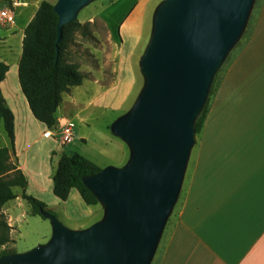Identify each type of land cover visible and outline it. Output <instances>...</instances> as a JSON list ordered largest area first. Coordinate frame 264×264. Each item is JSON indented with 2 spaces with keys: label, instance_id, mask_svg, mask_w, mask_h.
<instances>
[{
  "label": "crops",
  "instance_id": "0c3cea01",
  "mask_svg": "<svg viewBox=\"0 0 264 264\" xmlns=\"http://www.w3.org/2000/svg\"><path fill=\"white\" fill-rule=\"evenodd\" d=\"M146 3L138 0L119 24V44L108 56L107 76L102 70H91L80 86L63 93L55 111L56 123L50 129L33 117L19 87L17 71L23 34L19 49L14 47L15 51L10 54L15 65L11 67L7 61L0 60L9 67L0 88L14 114L13 170L23 183L19 191L12 192L16 197L2 207L11 228V241L1 249L27 251L49 234L36 235L33 243L22 241L20 227L27 205L32 215L30 205L21 197L23 192L42 201L60 220L71 221V229H83L101 219L100 204L87 205L75 188L65 201L57 198L52 191V175L62 153L87 156L83 147L76 149L74 142L79 139L87 144L89 133H81L78 127L88 124L92 118H105L106 111L120 110L135 96ZM10 73L11 78L15 75V81H8ZM14 98L19 102L18 107L11 104ZM67 121L74 123L69 151L58 136L60 127ZM107 122L104 128L108 131L112 122ZM30 126L37 128L44 139L38 154H28L29 148L34 147L29 140ZM45 132L54 136L47 138ZM197 135L196 153L190 157L183 199L157 264H264V0L247 41L209 101ZM118 141L121 144L115 143L122 157L105 167H120L127 161V146ZM17 208L22 211L15 214ZM16 240L23 243L17 245Z\"/></svg>",
  "mask_w": 264,
  "mask_h": 264
},
{
  "label": "water",
  "instance_id": "95a60500",
  "mask_svg": "<svg viewBox=\"0 0 264 264\" xmlns=\"http://www.w3.org/2000/svg\"><path fill=\"white\" fill-rule=\"evenodd\" d=\"M92 1L55 2L56 42L62 27ZM253 1L163 0L157 6L138 61L143 86L110 125L129 158L82 178L103 210L101 219L74 230L42 211L51 225L48 242L2 255L0 264H150L181 189L195 122Z\"/></svg>",
  "mask_w": 264,
  "mask_h": 264
},
{
  "label": "rangeland",
  "instance_id": "374dc122",
  "mask_svg": "<svg viewBox=\"0 0 264 264\" xmlns=\"http://www.w3.org/2000/svg\"><path fill=\"white\" fill-rule=\"evenodd\" d=\"M13 1V0H10ZM18 6L12 8L14 13V23L5 24L0 22V60L3 59L10 63L11 67L15 65L14 56H10L11 52L19 49V43L21 42L22 34L24 36V29L27 23L33 17L36 8L42 1H48L55 4L57 0H15ZM163 0H146V7H144V37L139 45V54L137 58V76H138V87L135 96L130 99L120 110L117 111H106L105 118L94 119L92 118L88 124L81 125L78 129H81V133H89L90 140L85 144L84 141L77 139L74 143L77 147H83V153L86 157L92 159L95 163L104 166L108 165V162L115 161L122 157L121 151L117 146L120 141L116 139L111 129L105 130L104 123L111 121L113 122L119 116L125 114L135 102L142 86L143 77L140 73L138 61L143 54L151 35L152 20L155 9ZM138 0H93L88 5L83 7L76 15V21L84 26L83 31H78L74 34L72 42L69 46V59L79 65V69L84 72L86 77H89L91 70H102L103 75L109 73L106 69V63L108 56L113 52V49L119 44L118 37V26L121 21L127 16ZM262 0H254L250 12L248 14L245 27L237 40V42L229 50L227 56L219 67L215 75V81L213 84L212 92L208 94V100L212 99L215 89L218 87L223 74L230 65L233 58L237 55L239 50L247 41L254 23L257 19L258 11L260 9ZM8 6L7 3L0 0V10L5 9ZM23 39V38H22ZM15 47V49H14ZM12 63V64H11ZM18 74V73H17ZM11 73L9 74V76ZM15 76V75H14ZM12 75L9 77V82L15 81ZM18 78V75H17ZM212 86V84H211ZM211 90V87H210ZM210 92V91H209ZM14 107L19 106V102L14 98V102L11 103ZM91 111V110H90ZM89 111V112H90ZM98 114V113H96ZM96 116V115H95ZM77 124L76 121H74ZM107 122V123H108ZM29 140L30 144L33 145L29 148L28 154H38V148L44 144V139L40 135V131L33 127H29ZM90 128V129H89ZM7 136V135H6ZM5 136L2 124L0 122V190L7 192L19 191L23 183L20 181L21 178L15 174L13 168L15 167L13 147ZM198 135L196 134L195 143L191 149L189 160L184 173L181 189L176 200V203L163 227L160 238L158 240L155 252L150 261V264H157L162 248H164L165 240L168 236L173 222L177 217L179 206L183 199L185 182L187 180V171L189 169L190 157L196 153ZM111 140V141H110ZM120 140V139H119ZM28 143V140H25ZM73 142V141H72ZM71 142V143H72ZM122 142V141H121ZM69 143V144H71ZM123 143V142H122ZM67 145V151H69L71 145ZM124 144V143H123ZM69 145V146H68ZM125 146V144H124ZM126 148V147H125ZM80 149V148H78ZM82 151V150H81ZM88 153V154H86ZM127 159L129 158L130 152L127 147ZM192 158V157H191ZM113 166V165H112ZM108 167V166H107ZM105 168V166H104ZM28 205L25 208V216L22 219L20 232L23 233L24 244L33 243L37 239L36 235H40L43 232L49 233L46 238H40L37 244H45L50 239L51 225L46 218L39 215H30L28 211ZM99 208V207H98ZM101 210V207H100ZM21 209L17 208L14 213L17 214ZM1 214L6 222H9L6 214ZM58 218V216H56ZM58 220L67 228L71 229L72 222L68 220ZM10 234V232H9ZM17 245H21V240H16ZM35 247V246H34ZM3 250L8 249H1ZM33 248V247H32ZM30 248V249H32ZM29 249V250H30Z\"/></svg>",
  "mask_w": 264,
  "mask_h": 264
},
{
  "label": "trees",
  "instance_id": "16d2710c",
  "mask_svg": "<svg viewBox=\"0 0 264 264\" xmlns=\"http://www.w3.org/2000/svg\"><path fill=\"white\" fill-rule=\"evenodd\" d=\"M2 1L8 5L10 3V0ZM53 5L48 1H42L32 19L27 23L17 71L21 93L25 97L33 117L45 124L48 129L56 123L55 111L62 100V94L68 93L73 87L80 86L85 78V74L79 70V65L70 61L68 51L74 34L83 31L84 26L77 21L65 24L62 27L60 40L56 42L58 16L53 11ZM56 57L57 60H55ZM8 68L7 64L0 62V83L4 80ZM209 101L207 99L195 122L196 134L201 131L209 108ZM14 121V114L7 105L0 88V122L13 149ZM100 170L101 168L95 163L77 152L62 153L52 175L53 194L61 201H65L71 189L75 188L87 205L98 204L95 196L83 184L82 178L96 174ZM15 197L16 194L12 192L0 190V247L11 241L9 238L11 228L4 220L1 209L5 203ZM21 197L30 205L32 215L41 216L42 211L52 213L42 201L26 195L24 192ZM9 253H14V250H3L0 252V256Z\"/></svg>",
  "mask_w": 264,
  "mask_h": 264
},
{
  "label": "built area",
  "instance_id": "2783aa9c",
  "mask_svg": "<svg viewBox=\"0 0 264 264\" xmlns=\"http://www.w3.org/2000/svg\"><path fill=\"white\" fill-rule=\"evenodd\" d=\"M18 6V3L13 0L10 1L9 5L5 9L0 10V22L5 24H13L14 23V13L12 8ZM74 123L72 121L65 122L58 131V136L60 139L61 144H69L74 139ZM6 136V134H5ZM45 137L54 136L53 133L45 132ZM7 137V136H6Z\"/></svg>",
  "mask_w": 264,
  "mask_h": 264
},
{
  "label": "bare ground",
  "instance_id": "6f19581e",
  "mask_svg": "<svg viewBox=\"0 0 264 264\" xmlns=\"http://www.w3.org/2000/svg\"><path fill=\"white\" fill-rule=\"evenodd\" d=\"M9 78V77H8Z\"/></svg>",
  "mask_w": 264,
  "mask_h": 264
}]
</instances>
